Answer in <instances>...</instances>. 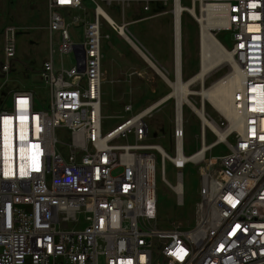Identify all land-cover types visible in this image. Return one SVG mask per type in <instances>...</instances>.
Returning <instances> with one entry per match:
<instances>
[{
	"label": "built area",
	"instance_id": "2783aa9c",
	"mask_svg": "<svg viewBox=\"0 0 264 264\" xmlns=\"http://www.w3.org/2000/svg\"><path fill=\"white\" fill-rule=\"evenodd\" d=\"M30 1H44L48 10L53 51L40 75L51 98L37 111L36 93L18 90L0 106V264H264V0H190L183 11L201 36L208 7L219 9L211 28L218 37L230 34L232 70L240 76L230 101L237 129L224 114L215 118L216 130L209 126L211 104L199 92L212 86L198 82L199 103L179 106L164 97L137 114L129 105L128 117L109 131L102 10L147 0ZM18 32L3 31L4 78L17 61ZM66 55L74 57L70 66ZM200 61L199 72L202 52ZM173 99L174 154L149 141L146 122ZM186 109L200 126V148L189 156ZM219 145L228 153L210 157ZM167 164L176 186L166 179ZM188 165L200 179L197 223L162 229L158 174L184 204Z\"/></svg>",
	"mask_w": 264,
	"mask_h": 264
},
{
	"label": "rangeland",
	"instance_id": "374dc122",
	"mask_svg": "<svg viewBox=\"0 0 264 264\" xmlns=\"http://www.w3.org/2000/svg\"><path fill=\"white\" fill-rule=\"evenodd\" d=\"M182 3L184 7H191L190 0H183ZM104 7L119 24L129 25V30L136 43L138 39L155 58L160 59L159 67L162 72L157 73L147 63L142 65L143 59L134 48L117 31L103 22L104 47L102 51L103 67L105 66L102 86L103 112L104 130L109 131L122 122L123 117H128L124 112L126 106H132L133 114H137L172 93L170 82H176L175 1L147 0L146 5L137 1L129 7L124 4ZM48 24V10L44 1L0 0V76H4L1 64L4 61L3 31L7 26H15L19 31L16 42L17 61L13 63V71L5 78H0V106L11 92L18 90H31L36 93L35 110L37 111L50 105L51 91L40 75L43 64L50 59L53 51ZM182 28L185 60L182 78L188 80L199 72L202 52L201 36L197 24L189 15H184ZM134 31L137 37L133 35ZM107 36L109 38H106ZM219 39L227 48H231L229 33L219 34ZM64 61L70 66L74 62L73 55H66ZM225 61L226 58H223L216 63V66L219 64L221 66L210 74L206 80L207 87L232 72V65ZM199 90L198 83L194 91ZM190 99L197 104L201 98L191 96ZM207 109L212 118L221 119L219 111L214 106H208ZM174 110L175 100L173 99L146 119L149 127V141L161 145L172 154L175 153ZM185 112V152L189 156L200 148V126L196 117L188 109ZM213 141L214 136L208 134V143ZM132 142L130 138L129 143ZM227 153L228 147L219 145L209 156L216 158ZM166 179L172 186H176L177 172L170 164L166 167ZM199 187L200 179L197 169L188 165L184 172L185 203L180 205L177 197L162 181L159 173L157 221L159 227L162 229L181 227L184 230H192L198 220Z\"/></svg>",
	"mask_w": 264,
	"mask_h": 264
},
{
	"label": "bare ground",
	"instance_id": "6f19581e",
	"mask_svg": "<svg viewBox=\"0 0 264 264\" xmlns=\"http://www.w3.org/2000/svg\"><path fill=\"white\" fill-rule=\"evenodd\" d=\"M175 1V9H174V20H175V72L177 74V80L175 83H171V88H173L172 93H170L167 97L175 98L181 106V104H187L189 102L193 103L191 96H195V91L192 89L195 84L205 83L209 78L210 74L216 70L221 64L216 66V63L221 61L223 58H226L225 62H229L232 67L234 65L232 61V56L228 52V48L220 41L219 37L212 31L211 21H213L215 16L219 13V9L217 7H208L207 9V21L208 25L204 26L201 32V45H202V70L198 72L196 75L191 77L188 80H182L181 74L184 72V31L182 28V22L185 10L184 5H181L179 0ZM104 14L107 24L109 26H114L117 28L118 34L123 37L133 48L134 50L141 56L143 59L142 65L146 63L154 69L157 73L161 74V69L159 67L160 62L157 58H155L149 51L147 47L138 39L136 43L133 39L130 30L123 29L122 24H119L107 11L102 10ZM196 28V27H195ZM133 35L136 36L135 31L132 32ZM137 37V36H136ZM106 38H109L108 36ZM105 38V39H106ZM107 41V40H106ZM104 47V46H103ZM192 47V45H191ZM193 50V49H192ZM112 51V50H111ZM105 54V53H104ZM161 56V55H160ZM159 56V57H160ZM107 59V57H106ZM105 67V66H104ZM103 67V68H104ZM240 81L239 73L236 69H233L232 72L225 76L223 79L213 84L210 89L199 92L201 97L207 102H210L211 106H214L220 113L222 118L223 114L226 115L231 120V128L237 129L238 122L234 117V113H232L230 109V101L231 96L234 91L237 89V86ZM168 102V101H166ZM216 120H208L209 126L216 130ZM218 131V130H217ZM220 133V132H218ZM220 135L224 138L225 134L220 133ZM210 155V154H209ZM185 203V199H184ZM183 204V200L181 199L180 205Z\"/></svg>",
	"mask_w": 264,
	"mask_h": 264
},
{
	"label": "snow or ice",
	"instance_id": "6c2138e0",
	"mask_svg": "<svg viewBox=\"0 0 264 264\" xmlns=\"http://www.w3.org/2000/svg\"><path fill=\"white\" fill-rule=\"evenodd\" d=\"M61 3L65 2V0H60ZM261 111H264V109H261ZM261 139H264V137H261ZM173 255H176L178 259H183V256L179 255V252L177 253H172Z\"/></svg>",
	"mask_w": 264,
	"mask_h": 264
},
{
	"label": "crops",
	"instance_id": "0c3cea01",
	"mask_svg": "<svg viewBox=\"0 0 264 264\" xmlns=\"http://www.w3.org/2000/svg\"><path fill=\"white\" fill-rule=\"evenodd\" d=\"M22 56V55H21ZM174 62H175V57H174ZM42 69V68H41ZM168 96V95H167ZM7 105L9 106L10 105V102H7Z\"/></svg>",
	"mask_w": 264,
	"mask_h": 264
},
{
	"label": "water",
	"instance_id": "95a60500",
	"mask_svg": "<svg viewBox=\"0 0 264 264\" xmlns=\"http://www.w3.org/2000/svg\"><path fill=\"white\" fill-rule=\"evenodd\" d=\"M0 78H4V76H0Z\"/></svg>",
	"mask_w": 264,
	"mask_h": 264
}]
</instances>
